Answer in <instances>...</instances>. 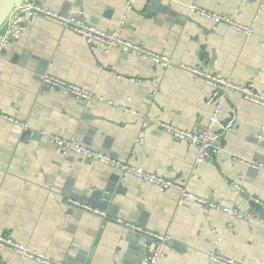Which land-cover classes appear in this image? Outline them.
<instances>
[{"label": "crops", "instance_id": "0c3cea01", "mask_svg": "<svg viewBox=\"0 0 264 264\" xmlns=\"http://www.w3.org/2000/svg\"><path fill=\"white\" fill-rule=\"evenodd\" d=\"M149 1L135 0L130 10L125 0L42 4L99 30H117L124 40L167 57L166 68L89 45L44 17L0 54V115L32 133L25 136L0 117V235L57 263L143 264L155 241L128 233L114 222L119 220L168 238L157 264H208L211 251L241 264H264L263 226L198 203L179 205L173 189L160 192L108 166L59 153L36 137L43 131L91 148L182 186L205 203L248 213L255 197L264 217V170L233 160L264 159V109L228 95L221 120L233 125L220 137L223 152L202 162L193 145L157 128L166 123L195 130L212 113L211 88L185 68L250 83L264 95L263 0H161L150 14ZM190 5L249 27L252 35L193 15ZM44 75L94 97L82 101L51 90L40 83ZM106 191L107 205L99 198ZM69 202L97 212L101 207L105 218ZM1 258L6 264H37L10 251Z\"/></svg>", "mask_w": 264, "mask_h": 264}, {"label": "built area", "instance_id": "2783aa9c", "mask_svg": "<svg viewBox=\"0 0 264 264\" xmlns=\"http://www.w3.org/2000/svg\"><path fill=\"white\" fill-rule=\"evenodd\" d=\"M134 1L135 0H125L127 10L131 9ZM189 11L193 15L209 20L214 24L229 27L232 31L243 36L249 37L252 35V29L241 26L229 18L207 12L194 5H190ZM39 17H44L59 23L71 33L81 36L89 45L100 44L107 52L111 49H119L124 53L134 54L142 61H148L162 68H166L170 65V61L167 57L153 53L139 45L124 40L117 30L112 32L102 31L94 27L88 21L80 19V17L61 15L43 6L42 0H30L27 4L17 6L12 11L5 24L0 28V54L7 48L9 43L18 40L22 33ZM185 69H187L199 81L211 88L209 102L212 105V113L206 124L195 130H182L166 123H158L157 128L161 133L170 136L172 139L193 145L196 148V161L202 162L214 159L223 152L220 142L222 133L230 129L233 125L232 120L227 122H222L221 120L228 95L238 94L244 101L261 107L262 109H264V95L258 93L255 90V87L250 83L238 85L230 78L207 75L198 69ZM40 83L51 90L67 94L78 100L89 101L94 97L93 93L84 91L74 85L67 84L66 82L50 75L41 76ZM124 112L130 111L124 110ZM0 117L8 123L17 126L22 131L27 130V126L18 120L4 115H0ZM38 135L40 138L45 139L54 145L59 153H72L81 159L108 166L119 171L123 175H130L148 185L154 186L160 192L173 189L179 194V205H182L185 202L198 203L237 220L248 224L256 223L264 227V217L262 216L213 205L211 203H205V201L186 191L184 187L171 183L169 180L160 176L147 173L141 168L121 163L110 156L94 151L91 148L80 146L70 140H65L54 135H47L43 131L39 132ZM233 160L246 165L252 170H264V159L249 162H244L238 159ZM69 203L76 207H80L83 210L91 211V213L93 212V214H96L101 218H105L103 212L92 210L89 206H83L76 202ZM116 222L121 223L119 220ZM149 235L156 241L153 249L145 256L143 264H157L164 255V245L168 238L166 236L155 234ZM5 251L13 252L21 258L33 261L37 264H62L54 262L42 254L35 253L21 244L15 243L9 237L0 235V264H6L1 258V253ZM206 258L208 264H241L214 251L207 253Z\"/></svg>", "mask_w": 264, "mask_h": 264}, {"label": "water", "instance_id": "95a60500", "mask_svg": "<svg viewBox=\"0 0 264 264\" xmlns=\"http://www.w3.org/2000/svg\"><path fill=\"white\" fill-rule=\"evenodd\" d=\"M28 2H30V0H0V28L5 24L8 17L10 16L12 11L17 6L27 4ZM263 2H264V0H263ZM149 4H150V8L147 10V13H149V14L150 13H157V11L159 10L160 4H161V0H150ZM65 10H64V12H67ZM23 133L25 136H29V135L32 136L31 135L32 133L29 130H25ZM36 137L39 138V135H37ZM99 198L104 200V202H105L104 204L107 205V202L110 200L109 192L106 191L103 194L100 193ZM251 200L252 201H249V203H248V205L251 207V210H252L250 213L259 214L260 216L263 217V209H262L263 204L261 202L256 203L255 197H251ZM99 209H100V211L105 210L101 207H99ZM107 220L111 221V219H109V218H107ZM114 222L116 224H120V226L123 227L126 231H128V233L137 234L140 237L148 238V239H151L152 241H156L146 232L137 231V230L133 229L132 227H130L129 225L118 223L116 221H114Z\"/></svg>", "mask_w": 264, "mask_h": 264}]
</instances>
